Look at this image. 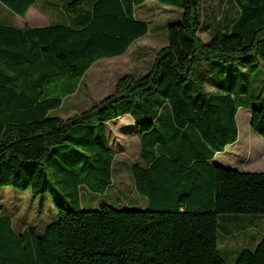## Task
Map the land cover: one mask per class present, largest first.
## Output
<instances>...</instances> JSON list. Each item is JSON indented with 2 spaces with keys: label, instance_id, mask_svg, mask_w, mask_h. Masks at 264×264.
Returning <instances> with one entry per match:
<instances>
[{
  "label": "trees",
  "instance_id": "obj_1",
  "mask_svg": "<svg viewBox=\"0 0 264 264\" xmlns=\"http://www.w3.org/2000/svg\"><path fill=\"white\" fill-rule=\"evenodd\" d=\"M147 1L69 0L64 11L78 28L0 26V188L46 194L49 158L66 182L56 220L41 234L16 233L0 218V264H225L218 216L264 215V172L211 162L236 143L240 107L251 109L250 129L264 139V103L250 106L259 96L218 80L238 66L263 68L264 0H232L237 19L206 43L197 37L199 0H153L180 18L166 26L167 45L148 74L120 79L113 95L77 117L53 115L94 63L123 56L147 35L135 16ZM35 2L0 0L19 17ZM126 115L143 161L130 173L146 206L82 210L81 187L104 194L112 186L115 153L104 126ZM235 264H264V236Z\"/></svg>",
  "mask_w": 264,
  "mask_h": 264
},
{
  "label": "rangeland",
  "instance_id": "obj_2",
  "mask_svg": "<svg viewBox=\"0 0 264 264\" xmlns=\"http://www.w3.org/2000/svg\"><path fill=\"white\" fill-rule=\"evenodd\" d=\"M44 1L38 0L36 6L46 10L48 7ZM0 9H3L1 4ZM199 10L201 26L197 37L202 43H206L215 31L226 30L238 17V8L232 0H199ZM37 12L41 18L50 17L51 23H65L69 17L65 11L48 13V17L40 11ZM4 13L6 16L0 15V20H6L7 24L24 22L23 18L6 8ZM179 15L178 9L162 6L153 0L137 8L136 19L149 25L147 35L137 40L122 57L102 59L93 64L81 79L79 89L64 97L62 107L53 112V115L63 120L77 117L113 95L120 79L127 76L140 79L146 76L159 50L167 45L166 26L171 22H178ZM220 78L218 80L227 89L241 91L248 87L253 94L258 95V99L250 104L251 108H259L264 103V66H257L252 74L238 66L226 74V79ZM206 89L215 91L209 82ZM250 112L251 109H238V139L234 145L228 146L223 153L217 155L215 163L218 166L245 173L264 172V139L250 129ZM132 126V120L125 116L109 125V141L115 149L112 186L104 194H91L81 187L79 190L82 210L97 211L103 204L127 211L142 210L146 206V201L135 191L130 173L133 164L143 166L139 140ZM50 160L51 158L45 162L50 173V185L46 194L33 196L29 191L0 188V218H8L16 233L21 234L27 230L41 234L56 220L54 201L62 202L66 182ZM64 199L68 200V197ZM217 223L218 251L225 264H235L236 256L243 249L254 250L256 242L264 236V215H220Z\"/></svg>",
  "mask_w": 264,
  "mask_h": 264
},
{
  "label": "crops",
  "instance_id": "obj_3",
  "mask_svg": "<svg viewBox=\"0 0 264 264\" xmlns=\"http://www.w3.org/2000/svg\"><path fill=\"white\" fill-rule=\"evenodd\" d=\"M45 1L47 2V3H45ZM44 1V4L48 7L46 10H43L42 8H38L37 6H36V2H38V0H36V2L33 4V6L32 7H30L29 8V10L27 11V13L25 14V16L24 17H21V18H23V21L24 22H19L18 24L16 23V24H7L6 23V20H3V19H1L0 20V26L1 27H10V28H13V29H16V30H19V31H23V30H25V29H40V28H48V27H51V26H53V25H61V24H66V25H68V26H70V27H76V28H78V22H76L74 19H69V17H67V19H66V22L65 23H51V20H50V17H48L47 16V14L48 13H53V12H58V11H64V6H65V4L69 1V0H56L55 2H51L50 0H45ZM1 4V3H0ZM1 6H2V10L0 9V15H2V16H6V14L4 13V9L6 8L4 5H2L1 4ZM40 9V10H38V9ZM7 9V8H6ZM7 10H9V9H7ZM10 11V10H9ZM37 11H40V12H42V13H44L47 17H48V19H46V18H41L40 16H39V12H37ZM11 12V11H10ZM12 13V12H11ZM15 15V14H14ZM17 16V15H16ZM19 17V16H18ZM66 17V16H65ZM135 43V42H134ZM133 43V44H134ZM132 44V45H133ZM119 57H122V56H119ZM119 57H115V58H119ZM111 59H114V58H111ZM102 60V59H101ZM100 61V60H99ZM95 64V63H94ZM92 67V66H91ZM90 69V68H89ZM122 117H124V116H122ZM125 117H127V118H130L131 120H132V123H133V126H132V128H133V130H134V134L137 136V138H138V140H139V137H138V135H137V132H136V123H135V121L130 117V116H125ZM121 118V117H120ZM119 119V118H118ZM118 119H117V121H118ZM63 120V119H62ZM117 121H115V122H117ZM115 122H110V126L111 125H113V123H115ZM109 125L107 126V124L104 126V132H105V135H106V137H107V139H108V141H109V135H110V131H109V129H108V127H109ZM109 143H110V147L113 149V151H114V153H115V149L113 148V146H112V144H111V142L109 141ZM139 145H140V149H141V144H140V140H139ZM227 149V148H226ZM141 151V153H142V150H140ZM218 155V154H217ZM217 155H215V157H214V159L211 161L214 165H217L215 162V159H216V157H217ZM134 165V164H133ZM218 166V165H217ZM246 231V230H245ZM258 242H259V240H258ZM258 242H256V244L258 243Z\"/></svg>",
  "mask_w": 264,
  "mask_h": 264
}]
</instances>
